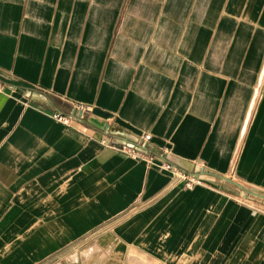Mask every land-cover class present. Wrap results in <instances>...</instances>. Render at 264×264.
Wrapping results in <instances>:
<instances>
[{"label": "crops", "instance_id": "1", "mask_svg": "<svg viewBox=\"0 0 264 264\" xmlns=\"http://www.w3.org/2000/svg\"><path fill=\"white\" fill-rule=\"evenodd\" d=\"M221 176L264 194V0H0V264H264Z\"/></svg>", "mask_w": 264, "mask_h": 264}, {"label": "built area", "instance_id": "2", "mask_svg": "<svg viewBox=\"0 0 264 264\" xmlns=\"http://www.w3.org/2000/svg\"><path fill=\"white\" fill-rule=\"evenodd\" d=\"M89 106L84 103L75 102L68 111L54 110L50 116L57 122L65 126H73L74 122L82 119L89 111ZM151 139V134L146 133L139 141L122 140L117 141L111 139L110 142L102 140L103 143L110 145L115 150L137 160H145L150 165H157L162 169L171 173L174 177L182 178L185 180L187 187L191 188L195 184L200 183L202 180L197 176H192L182 172L177 166L170 161L166 160L163 153H157L149 149L148 141Z\"/></svg>", "mask_w": 264, "mask_h": 264}, {"label": "rangeland", "instance_id": "3", "mask_svg": "<svg viewBox=\"0 0 264 264\" xmlns=\"http://www.w3.org/2000/svg\"><path fill=\"white\" fill-rule=\"evenodd\" d=\"M234 181L238 182L236 179L232 178ZM233 188H236L235 186H233ZM240 193L244 194V195H249L252 199L254 200H258L264 203L263 198H260L259 196H256L250 192H255V193H259L258 191H256L255 189H253L252 187L249 186H242V187H238L236 188ZM250 191V192H249ZM262 194V193H259ZM264 195V194H263Z\"/></svg>", "mask_w": 264, "mask_h": 264}, {"label": "water", "instance_id": "4", "mask_svg": "<svg viewBox=\"0 0 264 264\" xmlns=\"http://www.w3.org/2000/svg\"><path fill=\"white\" fill-rule=\"evenodd\" d=\"M221 177H222L223 179H225V180H228V181H230V182H233V183L237 184L238 186L242 187V185H240L239 183L233 181V180L230 179V178H227V177H225V176H221ZM249 192H250V191H249ZM250 193H252V194H254V195H256V196H259V197L264 198V195H263V194H259V193H255V192H250Z\"/></svg>", "mask_w": 264, "mask_h": 264}]
</instances>
